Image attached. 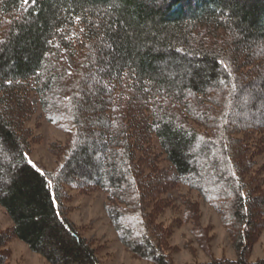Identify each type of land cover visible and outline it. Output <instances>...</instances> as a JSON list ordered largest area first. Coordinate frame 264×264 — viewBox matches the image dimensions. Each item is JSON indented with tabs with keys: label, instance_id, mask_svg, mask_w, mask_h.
<instances>
[{
	"label": "trees",
	"instance_id": "trees-1",
	"mask_svg": "<svg viewBox=\"0 0 264 264\" xmlns=\"http://www.w3.org/2000/svg\"><path fill=\"white\" fill-rule=\"evenodd\" d=\"M258 88L264 0H0V206L12 221L0 264L12 238L49 264H101L62 204L69 186L105 193L133 256L173 264L174 225L159 217L179 185L216 211L236 252L189 264H264L248 259L264 228V109H245ZM33 96L71 131L52 171L29 159ZM182 206L200 243L197 204Z\"/></svg>",
	"mask_w": 264,
	"mask_h": 264
},
{
	"label": "rangeland",
	"instance_id": "rangeland-1",
	"mask_svg": "<svg viewBox=\"0 0 264 264\" xmlns=\"http://www.w3.org/2000/svg\"><path fill=\"white\" fill-rule=\"evenodd\" d=\"M156 2L159 4L161 0H156ZM68 65H70L69 60ZM257 90L260 93V98L254 102L247 101L248 104H251L245 109L250 114L263 112L264 109V93L259 88ZM31 103L33 113L26 123L33 135L29 159L43 169L52 171L57 164V157L52 151L54 144L66 142L71 131L48 122L34 96L31 98ZM154 145L156 151L159 152L156 140H154ZM256 161L258 166L262 164L264 150L256 157ZM160 164L168 165L163 160V156H161ZM165 197L172 201L171 207L173 208H167L159 217V221L163 222L165 226L174 225L170 239V255L173 264L208 262L214 258L232 260L236 258L227 227L222 223L216 211L204 202L195 191L189 190L184 185H179L166 193ZM186 198L197 204L195 215L198 217V225L203 231L200 243L192 231V223L185 220L184 217L182 201ZM105 201L106 195L99 189L84 191L69 186L65 187L62 204L67 211V216L75 224L81 236L86 238L95 249L101 264H153L136 258L118 241L104 209ZM11 225L12 221L0 206V230H7ZM3 250L7 254V264H49L42 256L31 252L24 242L16 238L10 239ZM248 257L250 261L264 258V228L252 244Z\"/></svg>",
	"mask_w": 264,
	"mask_h": 264
},
{
	"label": "snow or ice",
	"instance_id": "snow-or-ice-1",
	"mask_svg": "<svg viewBox=\"0 0 264 264\" xmlns=\"http://www.w3.org/2000/svg\"><path fill=\"white\" fill-rule=\"evenodd\" d=\"M29 2V0H24V3L27 4ZM29 163H31V161H29ZM33 167H35V165H33ZM37 171H39V169H37ZM49 187H51V183H49L48 185Z\"/></svg>",
	"mask_w": 264,
	"mask_h": 264
}]
</instances>
